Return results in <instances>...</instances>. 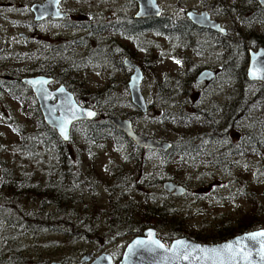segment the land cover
<instances>
[{
    "label": "rangeland",
    "instance_id": "1",
    "mask_svg": "<svg viewBox=\"0 0 264 264\" xmlns=\"http://www.w3.org/2000/svg\"><path fill=\"white\" fill-rule=\"evenodd\" d=\"M33 1L37 0H0L1 83L8 79L2 76L6 74L9 76V68L18 64H27L30 56L40 54V47L46 52L52 46L65 43L66 40L74 37H82L90 31L93 33L84 39L85 44L76 46L79 56L97 45L107 47L113 43V40L122 45H131L132 48L139 46L118 33L97 32V29L105 23L116 21L120 15H131L136 11L137 3L134 0H66L70 23L89 25L91 29L89 26H67L49 20L32 28L28 22L32 20L29 6ZM158 3L165 10L166 15L171 14L180 18L185 17L188 10L205 9L213 18L220 21L227 28L228 34L232 36L238 27L256 28L264 33V10L258 14L257 23L252 25L249 21H244L245 16L255 14V0H158ZM239 7L242 11H246L243 19L237 12ZM19 32H23L28 37L26 39L19 37ZM141 41L148 44L151 52L138 47V55L147 54L156 57V61L150 60L146 69L143 68L142 89L148 104H151L156 78L164 77L167 73L176 75L183 66L170 54L169 42L165 38L146 33L142 35ZM249 47L255 49L257 46ZM113 55H116L115 51ZM192 61V69L194 66L204 68L210 65L211 69L218 71L213 80L196 84L191 89L185 109L194 112L195 108H206L213 104L214 110L211 115L216 119L219 110L234 100L233 95L242 93V72L240 68L225 72L221 68V62L215 59V53L197 54L193 56ZM75 75L77 84L83 89L80 91V98H76L79 104L96 108L104 115L111 113L132 118L135 130L145 135L161 138L167 134L169 140L176 138L177 132L172 130V126L160 122L155 117V114L159 115V107L153 106L148 109L147 114H142L132 104L127 85L129 74L113 62L111 64L110 60L103 63H84ZM59 84L61 82L54 80L50 83V87L56 88ZM261 84L260 81H250L249 86H244V91L251 93ZM0 98V174L3 163L6 167H13L18 172H33L35 176L40 177L53 163L52 150L42 149L36 152V158L20 154L17 151L20 134L15 131L9 121L15 120L22 123L27 131H32L37 129L36 120L31 115V109L27 104L14 100L7 94ZM180 99L176 97L173 100L177 102ZM32 102L33 100H31L33 105ZM5 103L7 105H4ZM165 109L177 110L178 108L170 105ZM80 122L73 124L71 128L69 141L71 155L84 173H90L91 181L95 186L92 194L82 193V203L75 207L72 218L75 219L79 213V216L88 222L91 215H97L99 219L96 221L95 231L100 235V239L93 240L88 237H77L72 233L41 228L34 235L25 234L18 239L23 248V255L27 258L26 264H50L52 261L80 264L79 259L90 250L97 254L109 251L115 260H118L127 243L135 236V232L134 230L128 232L125 229L115 230L114 227H110L108 224L110 219L103 211L108 208L110 197L117 200L120 207L123 205L124 209L121 208L125 212L130 209L136 211V208L144 205L145 202H154V204L165 202L173 205L180 217L175 220L176 228L186 232L199 231L209 222L228 218L234 220L253 211L259 221H257L258 225L252 229L264 228V174L260 172L264 165V150L261 154L250 151L230 158L225 170L212 164H202L194 169L187 167L176 153L167 158L158 150L138 151L141 170L136 174L132 169L134 160L127 159L131 147L126 141L122 140L121 143L115 144L112 139L106 137L100 139L95 145L87 144L82 137L83 124ZM220 131L222 132L219 134ZM216 134L226 136L225 142L229 139L234 143V147L238 142H243V139L248 141L251 135H255L257 139L260 137L258 140L264 144V111L259 110L247 116L240 115L234 124L226 127L221 126L220 123L216 126ZM212 144L220 145L221 143L214 141ZM119 165H122L127 173L133 174L131 182H116L110 176L111 169L118 168ZM168 172L174 174L177 181L188 182L189 192L175 197L165 192L161 183L150 186L144 184L154 178H161ZM138 174L141 176L139 177ZM84 207L85 211L82 209ZM93 207L99 209H93ZM36 208L37 205L31 201L22 208V211L36 210ZM46 210L51 211L52 208ZM94 210L98 211L93 212ZM157 231L161 238L170 239L166 241L167 244L175 238L183 237L182 233L177 232L168 238L165 236L168 233L167 229L160 228ZM71 249H75L74 254ZM65 257L69 259L64 261Z\"/></svg>",
    "mask_w": 264,
    "mask_h": 264
},
{
    "label": "trees",
    "instance_id": "2",
    "mask_svg": "<svg viewBox=\"0 0 264 264\" xmlns=\"http://www.w3.org/2000/svg\"><path fill=\"white\" fill-rule=\"evenodd\" d=\"M238 9L237 12L243 19L246 11H242L241 7ZM263 10L264 8L256 3L255 14L249 17L245 16L244 21H249L252 25L257 23L258 14H261ZM74 24L89 26L81 23H72L71 25L74 26ZM102 27L104 31L121 34L123 38L131 39L132 42L139 45L133 48L131 45H122L125 49L121 47V51L142 69H146L150 60L156 61L155 55H152L153 57L147 54L138 55V47L151 52L148 44L141 41L145 32L166 38L172 44L175 55H177L176 60L183 66V69L176 75L167 73L164 77L156 78L152 92L153 102L148 104V109L153 106L159 107V115L155 114V117L160 122L172 126V130L177 132L176 138L170 140L172 146L169 150H158L164 157L168 158L176 153L187 167L194 169L202 164H212L225 170L229 164L227 161L234 156L244 155L250 151L258 154L263 153L264 144L258 140L260 137L257 139L255 135H251L248 141L243 139V142H238L237 146L234 147V143L229 139L225 142L226 136L216 134V126L220 123L221 126L226 127L234 124L240 115L247 116L256 111L259 112V110L264 111V84L259 85L251 93L244 91V86L250 85V80L245 75L248 62L247 49L249 46H264L263 32L256 28L238 27L233 36L230 34L222 35L216 31L199 28L187 18L183 19L171 14L145 19H133V17L120 15L116 21L105 23ZM84 36L68 39L65 43L50 47L46 52L44 48L42 50L40 47L39 55L30 56L27 64L9 68L8 79L4 83L0 82V91H5L10 98L27 104L37 123L36 130L27 131L22 123L15 120L9 121L15 131L20 134L17 151L23 156L36 158V152L45 149L52 150L54 156L52 165H49V168L40 177L35 176L33 172H18L13 167L10 168L3 163L1 164L0 264H26L27 258L23 255V248L18 239L25 234L34 235L41 228L72 233L77 237H88L93 240L100 239V235L95 231V224L99 219L97 215H91L88 222L80 217L79 213L75 219L72 218L75 207L82 203V193L92 194L94 191L95 184L91 181L90 173H84L80 165L74 161L71 155L70 140L64 142L53 128L45 124L31 89L19 79L27 75L49 74L55 81L61 82L72 91L76 98H80V91L83 89L77 84L75 74L84 63H103L110 60L111 64L113 62L117 67L124 68L122 61L116 63V57L113 55L115 48L112 44L117 45L116 43L109 44L107 47L102 45L91 47L82 56H79L76 46L85 44L84 39H87L88 36L87 34ZM118 46L120 48L121 43ZM210 51L216 53V59L221 62V68L225 72L240 68L243 75L242 93L240 95L234 94V100L219 110L216 119L211 115L214 110L213 104L201 109L194 107V112L185 109L191 89L196 85L195 75L202 69L198 66L191 68L193 61L187 53L197 54ZM176 97L181 98L180 101H174L173 99ZM31 100H33V105ZM170 105L178 109H165ZM100 114L93 120L80 122L83 124L82 137L84 141L93 145L106 137L112 139L115 144L121 143L122 140L126 141L131 147L127 159L134 160L132 169L137 174L141 170L138 151H149V149L138 147L120 129L113 126L107 118L111 113L106 114L107 116L103 113ZM176 128L180 130L178 131ZM201 128L203 129L202 132ZM159 139L169 140V136L164 134ZM214 141L221 144H212ZM214 147L216 148L214 149ZM76 154L79 157L77 151ZM117 167L110 171V176L114 181L129 183L133 180V174L124 171L122 165ZM260 172L264 174V165H262ZM138 176L140 177L141 174ZM166 178L177 181L176 176L168 172L163 177L154 178L144 184L158 185ZM181 183L188 185V182L181 181ZM137 185H139V181H137ZM109 200L108 208L103 211L110 219L108 224L115 230L125 229L128 232L131 230L142 232L146 227L152 226L156 230L167 229L168 233L165 236L168 238L180 232L183 236L202 243L222 242L237 234L252 230L259 221L253 211L234 220L228 218L209 222L199 231L186 232L176 228L175 220L180 217L175 212L173 205L165 202L160 204L145 202L144 205L138 206L136 211L130 209V211L125 212L122 210L123 205L121 208L117 200H113L111 197ZM31 201L37 205L36 210L22 211V208ZM47 208H52V210L48 211ZM82 209L84 210L85 207ZM93 209L99 208L93 207ZM97 211L94 210L93 212ZM161 239L165 243L170 240ZM71 251L72 254L75 253V249H71ZM66 259L69 258L65 257L64 260Z\"/></svg>",
    "mask_w": 264,
    "mask_h": 264
},
{
    "label": "water",
    "instance_id": "3",
    "mask_svg": "<svg viewBox=\"0 0 264 264\" xmlns=\"http://www.w3.org/2000/svg\"><path fill=\"white\" fill-rule=\"evenodd\" d=\"M61 0H44L34 3L31 10L35 20L47 17L62 18L66 13L60 11ZM137 3L135 17H159L163 8L158 0H134ZM258 5L264 7V0H256ZM188 18L197 26L214 30L222 35L228 33L220 21L212 18L206 11H188ZM246 77L250 81H260L264 84V46L255 49L249 47ZM124 63L132 69L127 85L130 100L142 114L148 112L147 98L142 89L144 72L142 68L125 58ZM217 72L213 69L203 68L195 76L197 83H207L214 79ZM27 85L40 109L45 124L53 128L64 141L70 140L73 124L93 120L99 115V110L78 103L74 93L64 84L51 88L53 77L47 74L27 75L21 78ZM110 123L120 129L138 147L151 150L167 151L172 143L154 136H148L135 130L132 119L114 114L107 116ZM165 192L173 196H182L189 191L183 183L165 179L162 183ZM264 228L252 229L237 234L218 243H202L191 240L185 236L173 239L166 244L158 236L154 227H146L142 235L133 237L125 246L120 260L116 264H264ZM81 262L89 264H114L113 257L108 252L95 255L92 251L83 254ZM50 264H62L52 261Z\"/></svg>",
    "mask_w": 264,
    "mask_h": 264
},
{
    "label": "flooded vegetation",
    "instance_id": "4",
    "mask_svg": "<svg viewBox=\"0 0 264 264\" xmlns=\"http://www.w3.org/2000/svg\"><path fill=\"white\" fill-rule=\"evenodd\" d=\"M42 1H44V0H41V1H39V0H37V1H33L31 4H30V6H29V9H30V11H31V13H32V20H29V22H28V25H30V26H32V28L33 27H35V26H38L39 24H41L42 22H45V21H47V20H49V21H52V22H56V23H58V24H63V25H67V26H72L71 24L72 23H70V20H68L69 19V17H70V13H69V8H68V6L67 5H65V2H66V0H61L60 1V3H59V9H60V11H62V12H64V13H66L67 15H66V17H62V18H51V17H47V18H44V19H42V20H35V18H34V14H33V12H32V10H31V6L34 4V3H39V2H42ZM255 2L257 3V1L255 0ZM258 4V3H257ZM260 6V5H259ZM261 7V6H260ZM203 10H205V9H203ZM136 11H137V9H136ZM136 11H134L131 15H124V16H128V17H133V19H145V18H137V17H135V13H136ZM163 11H164V13L163 14H165L166 15V13H165V10L163 9ZM188 11H195V12H200V11H202V10H198V9H191V10H188ZM188 11H186V15H185V17H183V19L184 18H187L190 22H192L189 18H188V16H187V12ZM207 11V10H206ZM208 12V11H207ZM209 13V12H208ZM162 14V15H163ZM210 14V13H209ZM211 15V14H210ZM212 17V16H211ZM150 18V17H149ZM213 18V17H212ZM192 24H194L193 22H192ZM77 25V24H76ZM194 25H196V24H194ZM74 26H75V24H74ZM197 26V25H196ZM197 27H199V26H197ZM199 28H201V27H199ZM89 29H91L90 27H89ZM202 29H204V30H211V29H205V28H202ZM98 31L97 32H103L104 30H103V27L102 26H100V28H98L97 29ZM211 31H214V30H211ZM91 33H93L92 31H90L89 33H87V36L88 35H90ZM147 32H145V33H143V35H145ZM148 33H151V32H148ZM121 35V34H120ZM18 36L19 37H21V38H23V39H26L27 37H28V35H26V34H24L23 32H19V34H18ZM122 37V36H121ZM125 38V37H124ZM166 39V38H165ZM130 40V42L132 43V40L131 39H129ZM167 40V39H166ZM113 43H116L117 45H116V47L114 46V48H115V53H116V55H114L115 57H116V63H118L119 61H122V63H123V66H124V68L123 67H119V68H121V69H123V70H125V71H127V73L129 74V76H130V74H131V72H132V69L131 68H129L128 66H126L125 65V63H124V60H125V58H129L128 56H126L125 55V53L124 52H122L121 51V47L122 48H124L123 46H122V44H121V46H120V48H119V42H116L115 40H113ZM115 45V44H114ZM124 46H127V44H124ZM169 46H170V49H169V52H170V54L172 55V56H174L175 58L177 57V55H175V51L173 50V47H172V44L171 43H169ZM128 48V47H127ZM125 49V48H124ZM143 49V48H142ZM112 50V49H111ZM146 51V50H145ZM214 54L215 52L214 51H210V52H208V53H206V54ZM188 55H190L191 56V59H193V56H195V55H197V54H205V53H197V54H191V53H187ZM18 55V54H17ZM121 56H122V59H121ZM19 58H21V56H19ZM131 61H133L131 58H129ZM215 59H216V53H215ZM134 62V61H133ZM136 63V62H135ZM18 64V63H17ZM137 64V63H136ZM18 65H21V64H18ZM204 68H208V69H211L212 68V66H210V65H206V67H204ZM203 69V68H202ZM143 70V69H142ZM215 71H218V70H215ZM197 75V74H196ZM195 75V76H196ZM3 78H7L8 76H7V74L6 75H4V76H2ZM22 78V77H21ZM21 78H19L20 80H21ZM54 79V78H53ZM6 82V81H5ZM22 82V81H21ZM196 82V81H195ZM196 84H204V83H197L196 82ZM3 95H6V93H5V91H1L0 92V96H3ZM0 100H1V98H0ZM38 104V103H37ZM4 105H7L6 103L4 104ZM168 140V139H167ZM170 141V140H169ZM178 182V181H177ZM181 183V182H180ZM184 184V183H183ZM185 186H187V187H189L187 184H184ZM190 189V188H189ZM189 192V191H188ZM187 192V193H188ZM170 194V193H169ZM172 195V194H171ZM176 197V196H175ZM178 197V196H177ZM143 231H144V229H143ZM143 231L142 232H136L135 230H134V232H135V236H137V235H142L143 234ZM157 231V230H156ZM157 234H158V236H159V232L157 231ZM134 236V237H135ZM160 237V236H159ZM161 238V237H160ZM162 240V239H161ZM164 242V241H163ZM167 244V243H166ZM125 249V248H124ZM91 251V250H90ZM90 251H88V252H90ZM88 252H86V253H88ZM95 255H98L96 252H94V251H92ZM104 252V251H103ZM103 252H100V253H103ZM105 252H108V253H110L111 254V256L113 257V254L111 253V252H109V251H105ZM123 252H124V250H123ZM123 252H122V254H123ZM99 253V254H100ZM85 254V253H84ZM122 254H121V256H122ZM121 256L119 257V259L118 260H115V258L113 257V260H114V264H116L119 260H120V258H121ZM65 261V260H64ZM66 261H67V259H66ZM79 261H80V264H89V262L88 263H83V262H81V258L79 259ZM62 264H63V262H62Z\"/></svg>",
    "mask_w": 264,
    "mask_h": 264
},
{
    "label": "snow or ice",
    "instance_id": "5",
    "mask_svg": "<svg viewBox=\"0 0 264 264\" xmlns=\"http://www.w3.org/2000/svg\"><path fill=\"white\" fill-rule=\"evenodd\" d=\"M262 235H264V233H262Z\"/></svg>",
    "mask_w": 264,
    "mask_h": 264
}]
</instances>
